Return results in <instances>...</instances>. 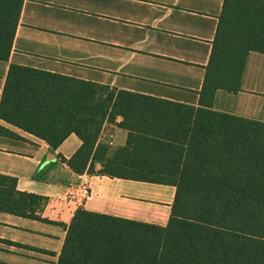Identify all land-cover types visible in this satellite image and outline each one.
Returning <instances> with one entry per match:
<instances>
[{
	"label": "trees",
	"instance_id": "obj_1",
	"mask_svg": "<svg viewBox=\"0 0 264 264\" xmlns=\"http://www.w3.org/2000/svg\"><path fill=\"white\" fill-rule=\"evenodd\" d=\"M23 2L0 0V59ZM252 50L264 53V0H224L198 106L11 64L0 117L53 148L76 133L82 145L61 157L76 173L176 188L166 225L78 208L57 264H264V122L212 108L217 89H241ZM116 116L127 144L95 170L99 134ZM46 201L0 174V210L42 219Z\"/></svg>",
	"mask_w": 264,
	"mask_h": 264
},
{
	"label": "crops",
	"instance_id": "obj_2",
	"mask_svg": "<svg viewBox=\"0 0 264 264\" xmlns=\"http://www.w3.org/2000/svg\"><path fill=\"white\" fill-rule=\"evenodd\" d=\"M224 0H24L7 59H0V104L11 64L199 105ZM212 108L264 122V53L249 52L241 89H217ZM122 116L105 121L98 144L105 159L127 144ZM0 174L17 189L47 197L42 219L0 210V264H57L75 211L87 210L166 225L173 185L76 173L82 145L72 132L57 148L0 117ZM86 183L90 197H82ZM47 219V220H46Z\"/></svg>",
	"mask_w": 264,
	"mask_h": 264
},
{
	"label": "built area",
	"instance_id": "obj_3",
	"mask_svg": "<svg viewBox=\"0 0 264 264\" xmlns=\"http://www.w3.org/2000/svg\"><path fill=\"white\" fill-rule=\"evenodd\" d=\"M80 189H81L83 199L87 200L91 194L89 186L86 183H84Z\"/></svg>",
	"mask_w": 264,
	"mask_h": 264
}]
</instances>
